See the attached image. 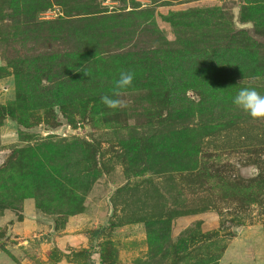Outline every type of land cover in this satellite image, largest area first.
<instances>
[{"label": "rangeland", "instance_id": "374dc122", "mask_svg": "<svg viewBox=\"0 0 264 264\" xmlns=\"http://www.w3.org/2000/svg\"><path fill=\"white\" fill-rule=\"evenodd\" d=\"M12 1L0 0V103L6 107L18 98L10 62L54 46L70 50L73 31L96 27L90 19L97 16L156 12L154 32L134 35L120 24L100 33L98 64L112 81L104 93L66 105L77 109L75 126L61 107L31 112L25 102L16 119H1L0 264H264V121L233 104L242 88L264 95V0H99L100 10L90 0H50L36 21L62 20L63 29L73 28L70 43L53 45L23 34L24 12L13 14ZM92 6L107 11L87 14ZM219 47L239 55L254 49L252 63H242L253 71L239 75L227 58L204 66ZM131 48L133 59L147 50L169 56L171 65L186 57L192 103L185 102L184 112L169 118L152 103L144 73L123 90L127 107L102 103L126 72ZM41 142L90 144L69 172L46 174L33 185L25 164L21 182L10 179L5 171L17 150ZM71 191L79 194L80 212L71 213ZM17 210L30 220L22 222Z\"/></svg>", "mask_w": 264, "mask_h": 264}, {"label": "trees", "instance_id": "16d2710c", "mask_svg": "<svg viewBox=\"0 0 264 264\" xmlns=\"http://www.w3.org/2000/svg\"><path fill=\"white\" fill-rule=\"evenodd\" d=\"M94 4H98L100 10L99 0H90ZM54 1L50 0H13V14L18 12H24L21 18L22 23L19 26L24 35H28L29 32L35 35L40 40H45L50 45L64 44L70 41L69 31H73L72 27L62 28L67 21L56 20L48 22L36 21L40 13L47 10L48 6L53 5ZM92 2V4H93ZM91 4V5H92ZM88 13L99 14L106 12L107 9L95 12L93 6L87 9ZM155 9L142 10L137 13L128 14L113 13L109 15H100L93 19H90L91 23L97 25L93 28H85L82 31L74 30L76 33L70 47V50H58L54 46V50L48 51L43 55L37 53V56L33 55L27 59L21 60V62H10V65L15 69V80L18 98L15 103H11L8 107L0 103V126L1 119L11 117L16 119L15 110L20 108L23 102H25L31 108V112L46 113L52 112L53 109L61 107L64 117L68 120L70 125H76V113L77 109L69 110L67 106L76 105L78 101L88 99V95H100L105 92L106 84L112 81L111 74L106 70H103L98 62L101 53L99 48L101 45L102 35L101 32H110L119 29L117 25L123 24L120 29L124 31L130 30L134 35L142 33L146 30L154 29V13ZM35 15V24L31 22V16ZM15 19L14 16L11 17ZM88 20V19H87ZM87 20H82L85 25L89 23ZM13 24V22H12ZM101 25V27H100ZM3 27H1L2 30ZM58 28L60 30H58ZM101 28L102 31H99ZM110 28L109 30H106ZM106 30V31H104ZM154 32V30H152ZM1 34V31H0ZM19 37V36H18ZM15 40H17L15 38ZM225 46V45H224ZM135 48H131L128 62L123 61L126 72H131L134 76L133 80H140V76L145 74L149 81V87L153 91V97L151 102L160 105L161 111H166L169 117L174 113H181L185 111V102L188 100L186 93L190 89V76L183 77V73L187 71L186 57L184 56L182 61L178 65H171L169 62L172 59L169 56H160L157 50H147L142 54L132 58L131 53ZM220 49V50H219ZM217 52L209 55L207 54L206 62L204 66H214L219 60L227 58V63L230 61L232 66L237 71V74L241 75L247 71H253L252 67H249L247 71L243 70V64L252 63L253 50H240L239 54H230L225 50V47H219ZM36 50V49H34ZM32 52H35V51ZM57 51V52H54ZM29 52L28 55H31ZM250 53V55H249ZM197 57V55L195 56ZM247 60H242L246 59ZM117 58V56H116ZM125 58V59H126ZM147 58L149 60H147ZM132 61L133 68L130 69L129 62ZM205 62V63H206ZM243 63V64H242ZM203 66V67H204ZM117 71L122 70V65L117 64V67L113 68ZM87 73V75L84 74ZM43 81L47 83L44 84ZM199 85H203L199 83ZM204 86V85H203ZM91 99V98H90ZM89 99V100H90ZM91 103V101L89 102ZM73 111V112H72ZM159 110L158 116L162 119V113ZM81 114V113H80ZM170 118V117H169ZM177 119V118H175ZM89 142H84L83 145L79 142H41L36 147H26L24 149H18L17 153L19 157L11 162L5 173L9 175L10 179L21 182L20 178L25 177V169L22 167L27 164L29 166V172L31 178L30 184H39V179H45V175L51 173H59L62 175L65 172H69V166L80 159L84 155V146L89 145ZM91 146V145H90ZM70 151V152H68ZM9 171V172H8ZM50 175V176H51ZM70 175V173L68 174ZM38 178V179H37ZM65 179L75 180L66 176ZM89 176L85 178H79L75 180L87 181ZM70 191V190H69ZM57 191H54V193ZM70 199L69 205L72 209L71 213L80 212V202L76 200L79 194L76 192H69L67 194ZM63 200V199H62ZM77 201V202H76ZM79 204V205H78ZM78 205V206H77ZM18 217L22 218L23 214L21 210H17Z\"/></svg>", "mask_w": 264, "mask_h": 264}, {"label": "clouds", "instance_id": "9594fccd", "mask_svg": "<svg viewBox=\"0 0 264 264\" xmlns=\"http://www.w3.org/2000/svg\"><path fill=\"white\" fill-rule=\"evenodd\" d=\"M87 75L86 72H84ZM134 76L131 72L122 71L114 83L112 95L101 97L102 103L110 109L124 108L128 102L123 99V90L131 87ZM233 104L250 115L253 120L264 121V95H261L254 88H242L233 98Z\"/></svg>", "mask_w": 264, "mask_h": 264}, {"label": "crops", "instance_id": "0c3cea01", "mask_svg": "<svg viewBox=\"0 0 264 264\" xmlns=\"http://www.w3.org/2000/svg\"><path fill=\"white\" fill-rule=\"evenodd\" d=\"M26 220H30V218L29 217H23V221L22 222H24V221H26ZM22 222H20V223H22ZM23 224V223H22ZM18 227V226H17Z\"/></svg>", "mask_w": 264, "mask_h": 264}]
</instances>
